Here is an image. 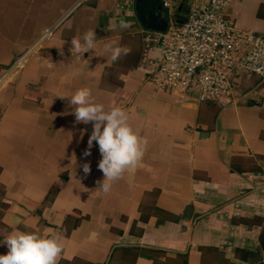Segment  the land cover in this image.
<instances>
[{"label": "crops", "instance_id": "0c3cea01", "mask_svg": "<svg viewBox=\"0 0 264 264\" xmlns=\"http://www.w3.org/2000/svg\"><path fill=\"white\" fill-rule=\"evenodd\" d=\"M181 2L169 24L208 0ZM135 3L0 0V255L18 230L56 236L58 264H264V77L235 74L224 102L157 90L163 32L141 25ZM225 13L264 36V0H228ZM89 29L96 47L71 51ZM112 41L130 49L116 62ZM83 87L147 141L108 193L95 142L82 156L92 125L58 97Z\"/></svg>", "mask_w": 264, "mask_h": 264}, {"label": "built area", "instance_id": "2783aa9c", "mask_svg": "<svg viewBox=\"0 0 264 264\" xmlns=\"http://www.w3.org/2000/svg\"><path fill=\"white\" fill-rule=\"evenodd\" d=\"M173 0H162L171 8ZM228 0L189 6L183 24L171 23L160 38V56L151 80L157 90L185 100L228 101L233 76L264 77V36L245 32L226 16Z\"/></svg>", "mask_w": 264, "mask_h": 264}, {"label": "clouds", "instance_id": "9594fccd", "mask_svg": "<svg viewBox=\"0 0 264 264\" xmlns=\"http://www.w3.org/2000/svg\"><path fill=\"white\" fill-rule=\"evenodd\" d=\"M120 27L127 28L128 25L121 22ZM96 39L94 29H89L83 34L82 40L79 36L71 39V51L80 53L94 49ZM104 51L107 60L116 62L122 55H127L130 49L112 41L104 45ZM58 97L68 99L73 107L76 124L92 125L82 156H91L95 142L101 156L97 167L104 177L102 181H97L98 188L108 193L113 182L121 179L129 169L141 165L147 141L133 129L123 108L112 107L106 110L105 105L97 102L87 87L77 89L70 97ZM82 170L85 176L90 174V162L84 163ZM3 243L8 251L0 255V264H58L64 249L54 235L44 236L37 232L18 230L7 235Z\"/></svg>", "mask_w": 264, "mask_h": 264}, {"label": "water", "instance_id": "95a60500", "mask_svg": "<svg viewBox=\"0 0 264 264\" xmlns=\"http://www.w3.org/2000/svg\"><path fill=\"white\" fill-rule=\"evenodd\" d=\"M188 0H182L177 12L185 9ZM189 9V7L187 6ZM135 13L141 25L147 30L165 32L169 23L171 14L168 8H164L161 0H136ZM188 10L186 11V14ZM176 24H183L185 18H174Z\"/></svg>", "mask_w": 264, "mask_h": 264}]
</instances>
